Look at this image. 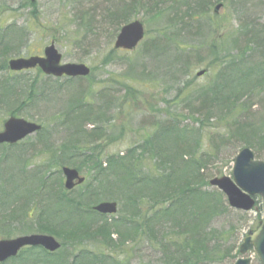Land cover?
Instances as JSON below:
<instances>
[{
    "label": "rangeland",
    "instance_id": "rangeland-1",
    "mask_svg": "<svg viewBox=\"0 0 264 264\" xmlns=\"http://www.w3.org/2000/svg\"><path fill=\"white\" fill-rule=\"evenodd\" d=\"M151 1L37 0L30 4L28 0H0V92L5 87L9 91L6 97L0 95V131L11 115L44 126L40 133L29 136L19 145H0V240L39 233L47 226L54 230L58 227L62 232L52 235L64 243L55 257L47 258L41 255L40 248H36L4 264H47V261L48 264H72L74 253L78 251H74L75 241L65 232L72 229L77 219L84 222L83 230L97 231L99 227L107 226L114 241L119 235H126L125 244L114 247L106 241L104 245L103 241L83 239L81 244L90 251L83 259L89 264H113L114 259L122 264H190L189 250L183 252L178 248L179 238L187 229L185 216L184 220L181 215L180 219L177 217L182 212L185 215V209L180 210L175 205L176 199L184 201L179 199L184 196L174 193L168 198L167 195L180 191V181L185 180L189 185L199 182L201 176L197 169L200 166H203L200 174L206 178V183L198 187L209 191L206 193L217 191L207 182L216 177L232 178L233 159L243 144H247V139L250 140L247 146L256 158L264 160V146L257 143L250 129L241 128L246 122L255 128L264 127V85L252 95L253 83L262 77L264 67V58L259 54L261 46L256 44L264 40V0H210V6L205 7V12L198 18L202 28L196 36L169 25L170 12L157 15L155 9L149 11ZM219 2L223 7L216 14L213 8ZM121 6L128 7V22L139 20L145 25V40L131 52L114 50L116 34L122 27L117 23L121 20L115 17L108 20L105 16L107 10ZM253 32L257 37L251 45L254 53L249 55L245 52L249 49L245 33ZM172 34H177V46L170 40L167 42ZM160 36H163L164 44L170 45L162 62L155 61L159 58L155 59L150 51H146L149 43ZM240 37L241 42L234 41ZM51 42L59 49L63 62L86 63L92 70L91 75L80 83L76 79L47 80L36 69L15 73L6 68L10 58L42 55ZM210 46H217V56L207 54L205 49ZM178 48H184V52L203 49L200 54L205 60L168 67L170 61L172 64L177 60L178 52L182 61L189 59L190 56ZM202 69L207 71L201 77L197 76ZM244 72L247 75L243 81L240 76ZM234 79L247 88L241 94L242 98L252 95L253 100L251 105L228 116L229 104L238 97L233 96V90L237 93L245 89L236 84L231 89ZM205 92L209 94L205 95ZM198 101L205 103L204 116L196 114ZM88 106L95 107L96 117L82 116V109ZM81 121L86 122L88 130L96 125L95 129L103 132L92 143L99 145L93 150L101 151L104 156L125 154L142 140L160 133V126L172 122L180 133L188 135L187 141L193 144L191 152L198 162L191 164L193 171H187L181 161L176 164L180 172L168 168L177 176L175 184L165 186L164 183L162 187L154 188L150 201L141 197L136 214L129 212L130 200L124 193L128 181L122 184V180L116 181L112 174L106 177L102 173L89 172L87 168L81 171L86 182L75 191L66 190L67 201L59 206L54 191L41 190L42 178L53 183L56 189L60 183L65 190L61 168L63 165L74 167V163L81 165L82 161L73 158L72 150L68 149L62 162L55 149H62V142L71 137L69 134ZM152 164L156 174L161 167H166ZM173 185H179V189ZM92 191L107 197L112 192L114 198L119 197V212L101 216L88 211L84 204L79 205V202L95 198L91 196ZM201 195L204 198L200 201L202 208L209 204L217 212L204 225L212 235L211 247L214 249L207 263L236 264L242 256L239 252L242 239L256 227L262 216L261 204H257L259 210L256 207L244 212L227 205L223 194L217 195L215 200L209 195ZM221 203L227 209H223ZM175 207L177 210L172 213ZM139 213L143 214L139 218L141 224L139 221L136 224L134 221ZM134 231L140 232L136 239ZM244 257L251 259L250 264H260L254 250Z\"/></svg>",
    "mask_w": 264,
    "mask_h": 264
},
{
    "label": "trees",
    "instance_id": "trees-1",
    "mask_svg": "<svg viewBox=\"0 0 264 264\" xmlns=\"http://www.w3.org/2000/svg\"><path fill=\"white\" fill-rule=\"evenodd\" d=\"M173 2V3H171ZM210 0H152L149 5H151L150 10H156L157 15H162L164 12H170L171 16H168L169 19V25H176L175 27L180 28L181 30H184V32L189 33L191 35L195 34L199 35V31L202 28V25L199 23L198 18L203 15L205 12L204 8L210 6ZM128 11V7H120L119 9L117 7L107 10L105 16L106 19L111 20V17H115L118 20L117 25L122 26V24H125L129 20V16L126 15ZM121 15V18L120 16ZM104 19V20H106ZM109 24V23H108ZM110 25V24H109ZM87 26H89L88 31L90 32L91 29V21H88ZM101 26V24H100ZM119 28V27H118ZM117 31V30H116ZM116 31L114 33H116ZM164 35V34H163ZM245 36H247L246 44H249V49H247L245 52L249 55H253V49H251V45L254 44V40L256 34L253 33H245ZM86 39V38H85ZM84 39V40H85ZM169 40L177 46L178 38L177 34H172L169 37ZM240 38L235 39L234 41H240ZM258 41V40H257ZM264 40H259L256 42V44L259 43L258 46L259 54L264 58ZM164 41L163 36H160L156 38V41L149 43L150 47L146 49V51H150L153 56H155V61L162 62L164 60V56L166 54L167 49L170 47L169 44ZM181 52H183L189 59H184L182 61L183 57L180 55V52H178L176 55L177 60L175 59L173 63L171 64V61L168 63V67L173 65L174 67L181 66L183 64H189L191 61H196L195 63H200L205 60L204 56H201V52H203V49H199L196 52H190L193 51L190 49L189 52L186 51L184 48H178ZM217 46H210L205 49L207 54L209 56H217L218 52ZM175 51L176 47H175ZM154 53V54H153ZM162 56V57H161ZM182 61V62H181ZM217 63L219 62L218 59H214ZM264 70V67H263ZM259 77V76H258ZM257 78V77H256ZM255 78V79H256ZM234 79L233 83L231 84V89H234L236 85H239L241 88H244V90H240V92L235 93V89L233 90L234 93L233 96H238L235 98L231 103L229 104L228 109V116L235 115V112L238 113V111H241L245 108V106L248 104L251 105L253 96L256 91L260 88V85H264V75L262 77H259V80H257L255 83H253V94L251 96H245V98H242L243 93H245V90H247L246 86L243 85V83L239 82ZM236 84V85H235ZM6 88V89H5ZM2 92H0L2 97H6L9 92L7 91V87H5ZM263 88V87H262ZM205 95H208L209 93L205 92ZM85 98V95H83ZM207 101H211L210 99H207ZM199 102V101H198ZM83 104V103H82ZM87 106V105H86ZM95 107L94 106H88L86 109H82L81 113L84 117H96L95 116ZM205 103L199 102V106H197L196 114L197 115H205ZM99 118L101 116L100 113L97 115ZM85 119H83L84 121ZM81 121L79 125H77L71 134L70 138H66L65 141L62 142V145L60 148L62 149H55V153L62 159L67 155L68 149H71L72 152H70V155L73 158H79L80 161H82L81 165L74 163L73 166L79 168L80 170H83L85 168L88 169L89 172H94V174H100L102 173L106 177L110 174L115 176V180L117 181L118 178L122 180L123 183L129 182L127 185V190L124 191L125 197L129 198L130 200V213L136 214V212L139 210L137 207V204L139 205V202L141 201V197L149 198V201L152 200L154 195V188L158 189L160 186L165 183L166 185L175 184L174 180H177V176L174 175L173 172H170L169 169H174L176 171H179L176 167L177 162L184 163V168L186 167L187 171H193V167L191 164H194L198 162V160L194 159V155L191 152L193 149L192 142L187 141L188 135H183L178 131L177 127L170 122L167 125H163L162 127V133H158L154 136H151L148 139L142 140V144H139L136 148H130L126 152V156H120V155H106L104 156L101 151L93 150L95 146H99L95 143L97 138L103 135V132L98 131L99 128L94 129V131H87L85 128L86 122ZM239 122V121H238ZM250 129L251 133H254V138L257 139V143H260L262 146H264V127H253L250 123L246 122L245 126H241L245 130V128ZM105 136V133H104ZM90 139V140H86ZM156 140V141H153ZM93 142V143H92ZM158 143V144H157ZM247 144H243V147H247V145H250V140L247 139ZM257 145L253 144L252 147L256 148ZM260 149V148H259ZM193 155V156H192ZM139 161H138V160ZM136 160L138 162H136ZM152 163H155L160 166H166L164 168H160L157 172L159 174H156L154 172V165ZM69 164V163H67ZM106 164L107 166H104ZM70 165V164H69ZM178 165V164H177ZM203 166H200L197 169V174L201 176V180L199 182H196L192 185H189L185 180L180 181V191L170 193L168 196L173 197L174 193H177L179 195H183L184 199L177 201L178 209L181 208L185 209V215L184 212L182 214H178L177 217L179 218L181 215V220H184L186 218V229H187V236L185 239L183 237L186 235H181L179 238L180 242L178 243V248L186 252V250H189V261L190 264H205L209 260L210 254H212L213 250L211 247V241H212V235L208 234V228H204V225L209 221L213 215L214 212V206H211L209 204L204 205L205 208H202V204L200 201L204 200L202 198V195H209L214 198L217 197V195H221L220 192L214 191L210 193H206L209 191H202L198 186L200 184L206 183V178L200 174V170ZM166 168V169H165ZM113 172V173H111ZM120 173L124 175H120ZM154 173V174H153ZM175 178H173V177ZM94 177V176H93ZM193 177V176H192ZM42 178V177H41ZM114 179V178H113ZM112 179V180H113ZM43 182L41 184V190L48 192V191H54L55 195H58L60 204L59 206L63 205V202L66 200L67 197L65 196L66 190L62 189V185L59 183V187L56 189L55 186L53 187V183L48 182L42 178ZM111 180V181H112ZM208 183V182H207ZM174 188L179 189V185H173ZM146 190V194L144 191ZM206 193V194H205ZM114 194L110 192V194L105 196V194L97 193L95 194V191L91 192V196L95 197L93 200H87L84 204L86 208H90L91 204H94L95 202H99L102 200H108L111 198V200L120 201L119 197L114 198ZM178 202L180 203L178 205ZM187 205L184 207L183 205ZM223 209H227V206L224 205V203L219 204ZM177 207H175L174 213L177 210ZM60 209V208H58ZM142 213V212H141ZM139 213V216H137V219L134 221L136 224L140 217H142L143 214ZM217 213V212H216ZM130 216L132 214H129ZM141 215V216H140ZM134 216V215H133ZM185 216V218H184ZM179 218V219H180ZM189 219V221H187ZM131 221H128L130 223ZM84 225V222L82 220H78L74 222L72 229L67 230L66 229V236L72 240L75 241L73 244H75V252L78 251V253H74L75 257L73 258L72 264H89V261H85L83 258L87 256V254L90 253L89 250H87L83 245L81 244L83 242V239H92L93 241H96L97 243L102 242V244L105 245L108 243L109 246H121L125 244V238L126 235H119L118 240L114 241L112 239V233L108 232L109 228L107 226L99 227L97 231H93L91 228H86V230H83L82 227ZM62 226V225H61ZM42 233L47 232L50 234H59V232H62L56 227V229H49L47 226L42 228ZM110 231V230H109ZM136 231H134L135 233ZM144 233V231H143ZM64 234V233H63ZM140 236V232L135 234L134 238L136 239L137 236ZM132 238V237H130ZM101 239V240H99ZM183 239V240H182ZM182 241V242H181ZM64 245V243H63ZM82 247V248H79ZM187 247V248H186ZM80 249V250H79ZM212 249V250H210ZM89 251V252H88ZM113 264H122L119 260L114 259ZM171 264V263H168ZM209 264V263H207Z\"/></svg>",
    "mask_w": 264,
    "mask_h": 264
},
{
    "label": "water",
    "instance_id": "water-1",
    "mask_svg": "<svg viewBox=\"0 0 264 264\" xmlns=\"http://www.w3.org/2000/svg\"><path fill=\"white\" fill-rule=\"evenodd\" d=\"M34 2L35 0H31ZM219 6L215 8L218 12ZM144 38V27L139 21H133L128 25L122 27L118 34L114 47L117 49L126 48L134 49L139 41ZM45 58L32 57L28 59L11 60L10 68L12 70H22L30 67H36L37 64L41 67L43 72L47 74H54L55 76H87L90 74L89 68L83 64H60L61 55L55 49L54 45L48 46L45 49ZM203 71L199 73L201 75ZM41 126L32 122H27L21 118H10L4 125L5 130L0 132V143L10 142L15 143L30 133L39 130ZM254 153L250 149H242L235 158V165L233 168L234 182L229 177L216 178L210 181L213 186H218L224 194L227 195L229 204L234 208L242 210H250L255 204L252 196L261 195L264 203V161L253 160ZM64 174L66 176V187L71 189L75 186V178L79 179V183L84 181L79 178V173L76 169L64 167ZM117 205L114 202L101 203L95 207L96 211L104 214L116 213ZM264 214V204H263ZM23 245H40L55 251L61 245L49 235L34 234L31 236H23L21 238L12 240H3L0 242V261L6 259L8 256H13ZM252 247L260 258L261 264H264V216L261 220L260 226L248 233L243 239L241 245V252L246 253ZM248 259H241L237 264H248Z\"/></svg>",
    "mask_w": 264,
    "mask_h": 264
}]
</instances>
